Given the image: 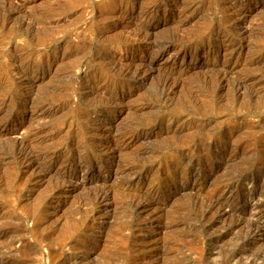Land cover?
<instances>
[{"label":"rangeland","instance_id":"rangeland-1","mask_svg":"<svg viewBox=\"0 0 264 264\" xmlns=\"http://www.w3.org/2000/svg\"><path fill=\"white\" fill-rule=\"evenodd\" d=\"M150 1L151 0H75V2L74 0L8 1V6L14 5L15 7H20L19 9H24L25 6H28L29 8H25L29 11L34 10L42 12L43 14L45 12L43 18L45 17L47 20L45 18L43 20L39 18L37 22H30L29 26L23 25L21 26V28H23L22 31L18 23L22 19L21 13L12 16L8 21L0 19V117L2 116V120L0 119V130L6 133L3 139L0 140V213L3 211L2 214L4 215V217L0 218V264H89V262L90 264H264V232H262L264 231V105L260 103V99H264V75L262 76L257 67H255V69L253 68L254 71L252 68L250 70V66L248 65L249 58L252 54V57H255L258 53L264 52L262 51L264 50V9L258 8L260 2L257 3V1L260 0H248L247 4L237 7L238 10H234L235 12L233 10H231L232 12L229 11L228 8L225 9V5L228 3L226 0V2L224 0H187L189 2L192 1V6L194 4L195 6H193V9L191 6L188 9L189 11L186 10L183 14H178L172 9L174 6L173 0ZM69 3L72 5L70 6ZM124 3L127 5L125 6ZM146 5L147 7H154L155 5L157 7L152 9L149 12L150 14H143L142 12L147 8ZM51 9H55V11H53L54 13ZM56 10L58 11L56 12ZM92 11H100L106 15L108 13L115 14L114 17L116 18L106 17V19H104L105 16L92 15V13H90ZM241 13L245 17V27L250 29L246 37L242 39V43L244 45L247 43V45L249 44L252 48L255 46V52L252 51L253 53H249L251 56L246 54L247 56L245 55L246 57H244V54H238V51H236L231 54V58L232 60H239L243 65H238V68L242 70L245 69L246 72L251 71L250 73L253 74L252 76L255 77V79L262 77L263 83L261 82V84L263 88H257L260 98L259 95L255 97L254 95L250 96V94L247 96L246 94L235 96L230 92L231 90L223 88L211 79L212 72H207L200 67L194 69L196 71L190 69L185 72L181 71V74L177 72L178 69V71H180L181 65H185L188 62H202L209 56L220 57V60H223V53H226L229 57L230 43L227 39H229V36L230 38L234 36L229 20L231 16L233 17V15H235L236 17L237 14L240 15ZM122 14L125 15L123 16ZM101 17L104 18L102 19ZM145 21L149 24V30L151 32L153 31L151 38H156H152V40L162 41L163 44L160 49L161 51H157L155 48L157 52L152 56L149 54L152 45L151 38L149 39L146 37L142 41V38L136 35V27H142L146 24ZM31 23H33V25ZM28 27L31 28L33 33H30ZM214 27H217L216 29L218 32L220 31L217 36L218 41H216L214 37L217 33ZM229 28L232 31H230ZM197 31L198 33L199 31L205 33L206 37L203 38L201 42L195 44L193 48H185L184 50L179 49L177 53L178 62L173 68L174 72L172 75L179 77V86L175 89L174 93L170 95L172 96L171 98L169 96L164 97L160 95L161 90L158 82L160 83L159 80L161 76L169 71V63L164 59H171L170 54H172V51L178 49L176 46L175 48L171 46V41L175 40L174 38L178 39L181 34H183V37H180L182 39H186L188 36L197 38L198 33L195 34ZM124 35L129 38L125 37V39H122L118 44L110 46L106 44L108 37H123ZM103 36L104 38L106 37V39H104ZM234 37L236 38V36ZM126 39H131L133 41H128ZM209 40L212 41L209 42ZM220 41L222 42L220 43ZM41 44L42 46H40ZM115 46L118 47L116 48ZM217 47H219L218 50ZM206 50L207 54L204 52ZM244 51H246V49ZM95 59L97 61H95ZM102 61L104 62L101 63ZM110 62H115L116 65L131 62L130 65L132 67L140 65L142 68H146L145 66L148 64L153 69L151 68L148 70V78L139 85H127L126 80L122 79L120 81L118 76L113 75L109 77V79H111L109 81L113 85L107 84L106 88L105 86L103 87V80H101L103 76L97 74L96 71L101 68H106L107 66L104 65ZM22 65L32 68L37 66L35 69L39 71V74L33 75L31 73L29 74L31 77L29 76L25 81L32 84L34 89H39L41 91L42 88V95L44 94L42 97L47 96V100L51 102V104L41 107V111L37 107L34 108V105L31 104L33 101L32 93L25 92L20 88L19 83L22 82L23 77L19 78L21 75L18 69H20L19 66ZM160 70L162 72H160ZM245 70H243V72H245ZM159 72L161 76H159ZM149 75L151 76L149 77ZM206 75H208V77ZM63 77L67 79V81L62 79ZM86 80L96 84L99 83L98 85H100V87L86 88L85 90L82 83ZM191 82L196 83V86ZM43 88H45V90ZM225 91L227 93H225ZM116 93L123 94L116 100L118 103H128L129 105L144 103L145 107L143 111L142 109L136 108L134 111H128L126 114L120 110L121 106L118 104L115 106V111L111 114V117L107 120L104 114L99 113V110L112 106L113 103L109 102L108 99H113ZM82 95H85V97ZM86 97L88 100H86ZM82 100H85V102H82ZM87 101L88 103H86ZM91 106L98 107V111L93 114L92 117L96 120L105 121L107 124L105 127H102L100 124L94 125V123H91L90 121L94 120L92 117H90V120H86V118L83 117L85 109ZM182 106H185V109ZM190 112L194 113L191 114ZM130 118L132 120H130ZM170 118L172 120H170ZM178 118H183V120ZM197 119L198 121H196ZM241 119L243 121H241ZM127 121L129 124H126ZM240 121L242 122V126L244 124L251 126L250 128V126L244 125L245 128H243L245 133L241 134L242 137L240 136V138H238L241 141V145H243L242 149L250 147L247 150L244 149L245 151L242 150L244 153L240 151L237 154L232 153L230 155L228 154L229 148L226 147L227 143H229V139L227 138L229 130L226 129V127L230 129L238 125ZM137 122L140 125H138ZM146 122L147 124H145ZM171 122H174L173 127L177 125L189 127L186 131L188 132V137L173 138L167 136L166 138L165 131ZM193 124H195V126ZM206 124H209L211 127ZM253 125L257 127L255 128ZM157 126H159V128ZM163 127L166 128L164 129ZM38 128L41 130L38 134L40 137L42 136V141L38 144L39 148L40 150L43 149L42 151H48L47 153L49 154L44 160L47 162L50 155H57L58 160L52 167V173L49 172L47 174L43 172L42 174H31L32 171L29 170L21 175V173H18L19 168H21L20 163H15V161L11 159L14 146L11 145L12 140L9 139H13L14 137L19 138ZM191 128H194L196 131H193ZM118 129L128 130L134 134L146 132L151 135L149 134L150 136L147 137V139H138L135 142H128L127 139L129 138H126L125 142H128L129 146L125 149V153H122L119 160H116L109 154L100 156L97 148L98 141H101L102 138L107 141V139L111 138L113 131ZM255 135L256 137H253ZM161 136L166 139H163ZM178 138L179 140H177ZM87 139H91L89 140L90 142ZM37 140L39 141V139ZM173 140L174 144H172ZM257 141H259L258 144ZM73 148L74 151H72ZM2 152L4 157L1 155ZM234 155L236 156L234 157ZM6 157L11 161H8ZM226 157H228V159H226ZM61 160L63 162H61ZM12 161L14 162L12 163ZM68 162L79 165L85 169V173L88 176L91 174L95 177H100L102 173L99 171H103L109 166L108 171L110 173L102 178H105L106 183L116 188L117 185L120 187L122 183L136 179L137 175L138 177L149 176L148 178L155 184L160 194L163 190H166L165 186L171 178H174L178 182L181 181L186 184H191L197 177L202 175L203 171L209 170L210 166H212V173L209 184L201 187L199 190L190 189L189 191L187 190L188 192H181L172 197L167 196V198H165V201L162 203L166 213L163 220L166 225H170V227L166 228L167 230L165 231L162 230L163 235L160 234L159 239L162 243L158 241L157 244L155 243L153 245L152 243L150 245V243L146 242V238L138 231L139 223L141 224L143 221L137 216L135 206L139 199L141 200L143 198H136L139 196L137 193L135 194V192L131 191V194L129 191L132 196L126 193L127 191L121 192L119 190L116 193H111L112 200L114 199V206L112 204L110 208L111 211H109L110 214L104 216L100 213H95L96 210H98L99 203L94 194L101 192L102 189L96 188V186L94 187L92 183L87 182L84 186H79L64 193L60 197H56L58 196L55 194L56 186L60 182L58 183L56 181L54 170ZM116 165L118 169L115 168ZM114 169H116L117 172ZM119 169L123 170V172H119ZM74 171L79 170L72 167L71 172ZM124 172L130 173L125 174ZM5 175L6 179H4ZM25 175H27L28 180ZM10 176L11 180L9 179ZM211 182L212 184H210ZM222 185L225 189H223ZM208 186L210 187L208 188ZM8 190L12 192H8ZM247 195H250L249 199L252 202L255 201L254 203H258L259 205L258 208L252 209L253 211L251 207L243 205V199H245L244 197ZM258 198L259 202L257 201ZM44 204L46 208L43 207ZM209 204L210 208L208 207ZM206 206L208 209L205 208ZM225 207L229 209V212L225 214H223V212L219 213V209H227ZM213 208H215V210ZM230 212H232V215ZM250 214H252L251 218ZM253 215L256 217L255 219ZM10 217L12 220H10ZM260 217H262V219ZM226 218H228V220ZM15 219H19V221ZM251 219L252 221H250ZM234 222L236 224H234ZM240 223L243 224L244 228L240 226L242 225ZM96 224L100 225L102 229L100 232L101 235L96 232L98 230H93V227L97 226ZM251 224L253 226H251ZM255 224H259L260 227L262 226V228L259 227V232H255L257 229L256 227L259 226ZM209 225L212 226L210 227ZM26 228L28 230H26ZM88 232H92L93 234H89ZM95 239L100 243H98V248L96 250V252H98L91 253L90 246L91 243L95 242ZM160 244L162 245L160 246ZM139 247L145 248V251L143 248L141 251ZM81 249L83 250L82 252ZM89 253L94 257V260H79L77 258L80 255L85 257L87 254L89 255Z\"/></svg>","mask_w":264,"mask_h":264},{"label":"bare ground","instance_id":"bare-ground-1","mask_svg":"<svg viewBox=\"0 0 264 264\" xmlns=\"http://www.w3.org/2000/svg\"><path fill=\"white\" fill-rule=\"evenodd\" d=\"M8 1L9 0H0V19H2V20H4V21H8L9 19H11V17L12 16H14V15H16V14H20L21 16H22V19L18 22L19 23V28H21V26H29L30 24V22H37V21H39V18H41V20H43L44 18H43V15L45 14V12H44V14L42 13V12H37V11H34V10H27L26 8L28 7H24V9H19L20 7H15L14 5L12 6H8L7 4H8ZM124 1V0H123ZM130 1V0H129ZM132 1H135V0H132ZM137 1V0H136ZM174 1V6L172 7V9H173V11L174 12H177L178 14H183L184 13V11H186V10H188L191 6H192V1L191 2H189V1H184V0H173ZM225 1V0H224ZM226 1H228V3H227V5H225V6H223V7H225V9L226 8H228L229 9V11H231V10H238V8L237 7H240V6H243V5H245V4H247L248 3V0H226ZM225 1V2H226ZM74 2H75V0H74ZM127 2V1H126ZM142 2V1H141ZM145 2V1H144ZM150 2H152V0L150 1ZM258 2H260L259 3V5H258V8L259 9H264V0H260V1H257V3ZM91 3V2H90ZM196 3V2H195ZM198 3V2H197ZM125 4V3H124ZM129 4V3H128ZM138 4H139V2H138ZM153 4V3H152ZM151 4V5H152ZM159 4V3H158ZM202 4V3H201ZM226 4V3H225ZM60 5V4H59ZM63 5V4H62ZM69 5H70V3H69ZM72 5V4H71ZM70 5V6H71ZM127 4H125V6H126ZM130 5V4H129ZM141 5H144V4H141ZM17 6V5H16ZM22 6V5H21ZM61 6V5H60ZM59 6V7H60ZM140 6V5H139ZM159 6V5H158ZM193 6H195V4L193 5ZM193 6H192V9H193ZM143 7V6H142ZM142 7H140V8H142ZM146 7H147V5H146ZM157 6L155 5L154 7L153 6H150V7H147V8H145V10L142 12V10H141V12L144 14V13H146V14H148L152 9H155ZM29 8V7H28ZM53 8V7H52ZM93 8V7H92ZM143 8V9H144ZM56 9V8H55ZM55 9H51L52 10V12L53 11H55ZM68 9V8H67ZM72 9V8H71ZM94 9V8H93ZM99 9V8H98ZM97 9V10H98ZM139 9V8H138ZM42 10V9H41ZM40 10V11H41ZM47 10V9H46ZM63 10H64V8H63ZM79 10V9H78ZM104 10V9H103ZM58 10H56V12H57ZM60 11H61V9H60ZM189 11V10H188ZM227 11V10H226ZM48 12H49V9H48ZM74 12V11H73ZM105 12V11H104ZM232 12V11H231ZM235 12V11H234ZM54 13V12H53ZM63 13V12H62ZM84 13V12H83ZM90 13H92V15L94 14V16H105V18L104 17H101L102 19L104 18V19H106V17L107 18H109V17H114L115 16V14H110V13H108L107 15L105 14V13H102V12H100V11H92V12H90ZM237 13V12H236ZM75 14V13H74ZM150 14V13H149ZM50 15V14H49ZM53 15H55V14H53ZM89 15V14H88ZM123 15V14H122ZM125 15V14H124ZM123 15V16H124ZM45 16V15H44ZM84 16V15H83ZM82 16V17H83ZM91 16V15H90ZM47 17V16H46ZM122 17V16H121ZM49 18V17H48ZM94 18H96V17H94ZM99 18V17H98ZM114 18H116V17H114ZM146 18V17H145ZM231 18V19H230ZM229 19V22H230V26H231V29L233 30V35L234 36H236V38L233 36V37H231L230 38V36H229V39H227L228 41H229V43H230V45H229V53H228V55H229V57L227 56V54L226 53H223L222 54V56H224V59L223 60H220V57H211V56H209V57H207L205 60H203L202 62H188V63H186L185 65H181L182 67H180L181 69H180V71H178L177 70V72L178 73H180L181 74V71H183V72H185V71H187V70H190V69H197V68H202V69H204V70H206L207 72H212V78L211 79H213V81L215 82V83H217V84H219V85H221L223 88H225V89H229V90H231L230 92H232L235 96H242L243 94H246V96L248 95V94H250V96L251 95H254L255 97L256 96H258L259 95V90H257V88H263V85L261 84V82H262V77H258V78H256L255 79V77H253L252 75V73H250V72H246V70L245 69H243V70H245V72H243V70L241 69V68H238L239 66L238 65H240V64H242V63H240L239 62V60H232V58H231V54L233 53V52H236V51H238V54H244V57H246L247 55L246 54H249V53H251L252 51H254L255 52V46L252 48L249 44L247 45V43H246V45H244L243 43H242V39H244L245 37H246V34H248V32H249V30L250 29H248L247 27H245V25H244V23H245V17H244V15L241 13L240 15H238L237 14V16L235 17V15H233V17L231 16ZM46 19V18H45ZM50 19V18H49ZM48 19V20H49ZM227 19V18H226ZM47 20V19H46ZM92 20V19H91ZM98 20V19H97ZM146 20V19H145ZM94 21V20H93ZM0 22H1V20H0ZM42 22V21H41ZM77 22V21H76ZM107 22V21H106ZM146 22V24H144L142 27H139L138 26V28L136 27V30H137V36H139L140 38H142V41H143V39L144 38H151V35H153L152 34V32L149 30V24H147V21H145ZM206 22V21H205ZM102 23V22H101ZM226 23V22H225ZM32 25H33V23H31ZM35 24V23H34ZM106 24V23H105ZM126 24V23H125ZM204 24V23H203ZM2 25V24H1ZM5 25V24H4ZM219 25V24H218ZM124 26V25H123ZM204 26V25H203ZM224 27H226V26H224ZM228 27V26H227ZM29 28V27H28ZM33 28H35V27H33ZM32 28V29H33ZM105 28V27H104ZM201 28H202V26H201ZM215 28V27H214ZM213 28V29H214ZM217 28V27H216ZM215 28V30L217 31V29ZM23 28H21V30H22ZM27 29V28H26ZM25 29V30H26ZM197 29H199V28H197ZM203 29V28H202ZM212 29V28H211ZM17 30H19V29H17ZM20 30V31H21ZM28 30H30V33L32 32L31 31V28H29ZM34 30V29H33ZM37 30V29H36ZM122 30V29H121ZM219 30H220V28H219ZM222 30V29H221ZM229 30H230V28H229ZM232 30H230V31H232ZM16 31V30H15ZM23 31V30H22ZM128 31V30H127ZM126 31V32H127ZM228 31V30H227ZM226 31V32H227ZM17 32V31H16ZM25 32V31H24ZM29 32V31H28ZM27 32V33H28ZM35 32V31H34ZM135 32V31H134ZM192 32H193V30H192ZM33 33V32H32ZM41 33V32H40ZM136 33V32H135ZM183 33H186V32H183ZM196 33H198V31L197 32H195V34ZM220 33V31L218 32L217 31V33H216V35L214 36L215 38H216V41H218L217 40V36H218V34ZM227 33H229V32H227ZM226 33V34H227ZM37 34V33H36ZM112 34V33H111ZM120 34V33H119ZM118 34V35H119ZM123 34H124V32H123ZM125 34H127V33H125ZM194 34V35H195ZM230 34V33H229ZM228 34V35H229ZM30 35V34H29ZM39 35V34H38ZM108 35V34H107ZM106 35V36H107ZM130 35V34H129ZM176 35V34H175ZM183 34H181V36L180 37H183L182 36ZM189 35V34H188ZM223 35H225V34H223ZM231 35V34H230ZM109 36V35H108ZM130 36H132V35H130ZM134 36H135V34H134ZM133 36V37H134ZM137 36H136V38H137ZM209 36V35H208ZM211 36V35H210ZM30 37V36H29ZM39 37V36H38ZM125 35L123 36V37H120V36H117V37H115V36H110V37H108L107 38V45H113V44H118V43H120V41H122V39H125ZM173 37V36H172ZM178 38V39H176V38H174L175 40H172L170 43H171V46H173L174 48H175V46H176V48H178V49H176V50H174V51H172V54H170L171 55V59H169V58H166V59H164V60H167V62L169 63V71L168 72H163L162 74V76H161V73L160 72H162L161 70H160V75L159 76H161V79L159 80L160 81V83L158 82V84H159V88H160V95H163L164 97L166 96V97H172V96H170L171 94H173L174 93V91H175V89L179 86V83H178V79H179V77H175V76H173L172 74H173V72H174V66H175V64H177V62H178V51H179V49L181 50V49H185V48H193V46L195 45V44H197V43H199V42H201V40L203 39V38H205L206 37V34L205 33H203V32H200L199 31V33H198V36H197V38H194V37H187L186 39H182V38ZM221 37H223V36H221ZM32 38V37H31ZM103 38H104V36H103ZM126 38H129V37H126ZM135 38V37H134ZM134 38H132V39H134ZM140 38H139V40H140ZM153 38V37H152ZM152 38H151V40H152ZM171 38V37H170ZM169 38V39H170ZM212 38V37H211ZM258 38V37H257ZM37 39V38H36ZM104 39H106V37L104 38ZM153 39H156V38H153ZM173 39V38H172ZM207 39V38H206ZM206 39H204V40H206ZM126 40H128V39H126ZM131 40V39H130ZM130 40H128V41H130ZM263 40V39H262ZM34 41V40H33ZM32 41V42H33ZM103 41H105V40H103ZM123 41H125V40H123ZM131 41H133V40H131ZM148 41V40H147ZM208 41V40H207ZM210 41H212V40H209V42ZM215 41V40H214ZM55 42V41H54ZM125 42H127V41H125ZM206 42V41H205ZM222 41H220V43H221ZM238 42V43H237ZM248 42V41H247ZM52 43V42H51ZM124 43V42H123ZM130 43V42H129ZM128 43V44H129ZM182 45H181V44ZM212 43V42H211ZM38 44V43H37ZM165 44V43H164ZM178 44V45H177ZM180 44V45H179ZM40 46H42V44L40 45ZM49 46V45H48ZM51 46V45H50ZM132 46V45H131ZM135 46V45H134ZM137 46V45H136ZM163 46V44H162V41L160 42V41H153L152 40V45H151V50L149 51V54H150V56H152V55H154L155 54V52H157V51H161L160 49H161V47ZM177 46H180V47H177ZM224 46V45H223ZM257 46V45H256ZM55 47V46H54ZM108 47V46H107ZM112 47H114V46H112ZM116 47V46H115ZM118 47V46H117ZM116 47V48H117ZM120 47V46H119ZM261 47V46H260ZM129 48V47H128ZM132 48V47H131ZM155 48H156V50H155ZM218 48L219 47H217V50H218ZM259 48V47H258ZM45 49V48H44ZM55 49V48H54ZM111 49V48H110ZM123 49V48H122ZM126 49V48H125ZM171 49V48H170ZM208 49V48H207ZM246 49V51H244ZM264 49V48H263ZM100 50V49H99ZM173 50V49H172ZM258 50V49H257ZM101 51V50H100ZM111 51V50H110ZM190 51V50H189ZM194 51V50H193ZM262 51H264V50H262ZM34 52V51H33ZM103 52V51H102ZM105 52V51H104ZM171 52V51H170ZM205 53L207 52V50L206 51H204ZM203 53V52H202ZM253 53V52H252ZM25 54V53H24ZM207 54V53H206ZM224 54H226V55H224ZM38 55V54H37ZM80 55V54H79ZM169 55V54H168ZM246 55V56H245ZM250 55V54H249ZM256 55V54H255ZM22 56H23V54H22ZM26 56H27V54H26ZM25 56V57H26ZM29 56H31V55H29ZM251 56V55H250ZM252 56H253V54H252ZM250 57L249 58V62H248V65L250 66L249 68H250V70H251V68L253 69H255V67H257L258 68V70L260 71V73L262 74V76L264 75V52L263 53H258L255 57ZM18 57V56H17ZM32 57V56H31ZM75 57V56H74ZM77 57V56H76ZM108 58V57H107ZM183 58V57H182ZM248 58V57H247ZM21 59H22V57H21ZM25 59V58H24ZM77 59H79V58H77ZM101 59V58H100ZM180 59V58H179ZM17 60V59H16ZM33 60H34V58H33ZM99 60V59H98ZM102 60V59H101ZM108 60V59H107ZM181 60H183V59H181ZM95 61H97L96 59H95ZM14 62V61H13ZM21 62V61H20ZM19 62V63H20ZM27 62V61H26ZM90 62V61H89ZM104 61H102L101 63H103ZM108 62H109V60H108ZM150 62V61H149ZM166 62V63H167ZM93 63V62H92ZM20 64H22V63H20ZM28 64V63H27ZM32 64V63H31ZM35 64V63H34ZM33 64V65H34ZM96 64V63H95ZM131 62H127V63H122L121 65L119 64V65H116L115 64V62H110V63H108L107 65H104V66H107L106 68H101L100 70H98V71H96V73L97 74H99L100 76H103V77H101V80H103V87L105 86H107V84H111L110 83V81L109 80H111V79H109V77H112L113 75L114 76H118L120 79V81L123 79V80H126V84L127 85H130L131 86V84H133V86L134 85H139V84H141L143 81H146V79L148 78V74H147V72H148V70H150L152 67L151 66H149L148 64L145 66L146 68H142L140 65H138V66H135V67H132L131 65ZM245 64V63H244ZM100 65V64H99ZM243 65V64H242ZM88 66V65H87ZM100 66H103V65H100ZM20 67V69H18V72L20 73V75H21V77H19V78H22L23 77V80H22V82H18L19 84H20V88L21 89H23L25 92H31L32 93V98H33V101L31 102V104H33L34 106V108L35 107H37V108H41V107H43V106H46V105H48V104H51V102L50 101H48L47 100V98L46 97H42V96H44V94L42 95V92H43V90H42V88H41V91L39 90V89H34V87H33V85L32 84H29V83H27V81H25V79L26 78H29V74H33V75H38L39 74V71L37 70V69H35L36 67H34V68H32V67H29V66H25V65H22V66H19ZM89 67V66H88ZM241 67H243V66H241ZM246 68V67H245ZM153 69V68H152ZM247 69V68H246ZM254 69H253V71H254ZM165 70V69H164ZM70 71V70H69ZM90 71H92V70H90ZM192 71V70H191ZM194 71H196V70H194ZM247 71H249V70H247ZM3 72H4V70H3ZM17 72V73H18ZM75 72V71H74ZM201 72H204V71H201ZM62 73V72H61ZM72 73V72H71ZM80 73V72H79ZM83 73H84V71H83ZM259 73V74H260ZM77 74V73H76ZM86 74V73H85ZM88 74V73H87ZM91 74V73H90ZM150 74V73H149ZM210 74V73H209ZM80 75V74H79ZM96 75V74H95ZM8 76V75H7ZM98 76V75H97ZM151 75H149V77H150ZM207 77H208V75H206ZM205 76V77H206ZM4 77V76H3ZM3 77H2V79H3ZM6 77V76H5ZM31 77V76H30ZM67 77V76H66ZM76 77V76H75ZM89 77V76H88ZM92 77H93V75H92ZM55 78V77H54ZM86 78V77H85ZM264 78V77H263ZM1 79V78H0ZM8 79V78H7ZM15 79V78H14ZM62 79H65L64 77L62 78ZM70 79V78H69ZM99 79V78H98ZM205 79V78H204ZM210 79V78H209ZM210 79V80H211ZM5 80H6V78H5ZM10 80V79H9ZM66 81H67V79H65ZM74 80V79H73ZM76 80V79H75ZM85 80V79H84ZM117 80H118V78H117ZM116 80V81H117ZM197 81V80H196ZM202 81V80H201ZM206 81V80H205ZM209 81V80H208ZM2 82V81H1ZM13 82V81H12ZM17 82V81H16ZM15 82V83H16ZM64 82V81H63ZM95 82V81H94ZM102 82V81H101ZM194 82H195V80H194ZM113 83H114V81H113ZM116 83V82H115ZM120 83V82H119ZM125 83V82H124ZM191 83H193V82H191ZM202 83V82H201ZM210 83V82H209ZM263 83V82H262ZM12 84V83H11ZM63 84V83H62ZM73 84V83H72ZM76 84V83H75ZM83 87L85 88V90H86V88H93V87H97V88H99L100 87V85H98V84H96V83H93V82H90L89 80H86V81H84L83 83ZM194 85L196 84V83H193ZM205 84V83H204ZM204 84H203V86H204ZM208 84V83H207ZM6 85V84H5ZM10 85V84H9ZM14 85V84H13ZM68 85V84H67ZM111 85H113V84H111ZM123 85H125V84H123ZM126 85V86H127ZM199 85H200V83H199ZM257 85H258V87H257ZM1 86V85H0ZM66 86V85H65ZM196 86V85H195ZM206 86V85H205ZM212 86H213V84H212ZM58 87V86H57ZM214 87V86H213ZM2 88V87H1ZM7 88V87H6ZM63 88V87H62ZM68 88V87H67ZM83 88V89H84ZM107 88V87H106ZM128 88V87H127ZM195 88V87H194ZM209 88V87H208ZM9 89V88H8ZM44 90H45V88H43ZM47 89V88H46ZM69 89V88H68ZM80 89V88H79ZM115 89V88H114ZM214 89V88H213ZM18 90V89H17ZM93 90V89H92ZM212 90V89H211ZM218 90V89H217ZM5 91V90H4ZM57 91V90H56ZM68 91V90H67ZM83 91V90H82ZM191 91V90H190ZM204 91H206V90H204ZM224 91V90H223ZM1 92V91H0ZM59 92V91H58ZM61 92V91H60ZM120 92V91H119ZM203 92V91H202ZM216 92V91H215ZM218 92V91H217ZM221 92V91H220ZM22 93V92H21ZM50 93V92H49ZM54 93V92H53ZM63 93V92H62ZM223 93V92H222ZM221 93V94H222ZM225 93H227L226 91H225ZM229 93V92H228ZM46 94H48V93H46ZM55 94V93H54ZM57 94V93H56ZM61 94V93H60ZM60 94H59V96H60ZM75 94V93H74ZM111 94V93H110ZM159 94V93H158ZM157 94V95H158ZM220 94V93H219ZM77 95V94H76ZM109 95V94H108ZM123 94H121V93H116L115 95H114V97H113V99H108V98H106V99H108L109 100V102H111V103H113L112 104V106H109V107H105L103 110H99V113H101V114H104L105 115V117H106V119L108 120V118H110L111 117V114L115 111V106L116 105H120L121 107H120V110L123 112V113H128V111H134L136 108L137 109H142V111H143V108L145 107V104L144 103H139L138 105H136V104H126V103H118L116 100H118V97L119 96H122ZM215 95H217V94H215ZM214 95V96H215ZM232 95V94H231ZM49 96H50V98H51V95L49 94ZM82 96H84L85 97V95H82ZM86 96H88V95H86ZM233 96V95H232ZM61 97L63 98V96L61 95ZM68 97V96H67ZM74 97V96H73ZM89 97V96H88ZM91 97V96H90ZM108 97V96H107ZM110 97H111V95H110ZM109 97V98H110ZM159 97V96H158ZM217 97V96H216ZM30 98H31V96H30ZM105 98V97H104ZM229 98V97H228ZM235 98V97H234ZM242 98V97H241ZM240 98V99H241ZM254 98V97H253ZM258 98V97H257ZM259 98H260V95H259ZM262 98V97H261ZM78 99V98H77ZM85 99V98H84ZM91 99V98H90ZM159 99V98H158ZM168 99V98H167ZM190 99V98H189ZM192 99V98H191ZM226 99V98H225ZM31 100V99H30ZM50 100V99H49ZM86 100H88V98L86 97ZM170 100V99H169ZM173 100V99H172ZM242 100V99H241ZM51 101H52V99H51ZM75 101V100H74ZM91 101V100H90ZM89 101V102H90ZM98 101V100H97ZM100 101V100H99ZM105 101V100H104ZM103 101V102H104ZM160 101V100H159ZM171 101V100H170ZM193 101V100H192ZM222 101V100H221ZM227 101V100H226ZM250 101V100H249ZM260 103L262 104V105H264V99H260ZM82 102H85V100L83 101L82 100ZM103 102H102V104H103ZM167 102V101H166ZM176 102V101H175ZM178 102V101H177ZM255 102H256V100H255ZM3 103V102H2ZM65 103V102H64ZM74 103V102H73ZM77 103V102H76ZM80 103V102H79ZM86 103H88V101L86 102ZM138 103V102H137ZM162 103H163V101H162ZM174 103V102H173ZM189 103V102H188ZM23 104V103H22ZM91 104V103H90ZM93 104V103H92ZM101 104V103H100ZM109 104V103H108ZM181 104V103H180ZM192 104V103H191ZM259 104V103H258ZM36 105V106H35ZM81 105V104H80ZM84 105V104H83ZM149 105V104H148ZM175 105V104H174ZM182 105H183V103H182ZM30 106V105H29ZM181 106V105H180ZM179 106V107H180ZM189 106V105H188ZM193 106H194V104H193ZM204 106V105H203ZM208 106V105H207ZM230 106V105H229ZM240 106V105H239ZM24 107V106H23ZM61 107V106H60ZM73 107V106H72ZM183 107V106H182ZM187 107V106H186ZM205 107V106H204ZM252 107V106H251ZM260 107V106H259ZM262 107V106H261ZM56 108V107H55ZM80 108V107H79ZM184 109H185V106L183 107ZM196 108V107H195ZM250 108V107H249ZM78 109V108H77ZM175 109H177V108H175ZM187 109V108H186ZM11 110V109H10ZM83 110H84V107H83ZM191 110V109H190ZM40 111H41V109H40ZM74 111H75V109H74ZM98 111V107H96V106H91L90 108H86L85 109V111H84V113H83V117L84 118H86V120H90V117H92V115L93 114H95L96 112ZM127 111V112H126ZM182 111V110H181ZM192 111V110H191ZM206 111V110H205ZM209 111H210V109H209ZM255 111V110H254ZM10 112V111H9ZM202 112V111H201ZM4 113V112H3ZM48 113V112H47ZM191 113V112H190ZM190 113H188V114H190ZM192 113H194V112H192ZM191 113V114H192ZM254 113V112H253ZM48 114H50V113H48ZM187 114V113H186ZM203 114V113H202ZM244 114V113H243ZM249 114V113H248ZM261 114V113H260ZM6 115H8V114H6ZM78 115V114H77ZM82 115V114H81ZM100 115V114H99ZM241 115V114H240ZM12 116V115H11ZM16 116V115H15ZM79 116V115H78ZM101 116V115H100ZM138 116V115H137ZM168 116V115H167ZM166 116V117H167ZM181 116V115H180ZM187 116V115H186ZM189 116V115H188ZM199 116V115H198ZM233 116V115H232ZM243 116V115H242ZM245 116V115H244ZM257 116V115H256ZM256 116H255V118H256ZM259 116V115H258ZM2 117V116H1ZM0 117V119L2 120V118ZM4 117V116H3ZM139 117V116H138ZM237 117H239V116H237ZM236 117V118H237ZM251 117V116H250ZM73 118V117H72ZM81 118V117H80ZM93 118V117H92ZM125 118V117H124ZM165 118V117H164ZM176 118V117H175ZM184 118V117H183ZM183 118H178V119H182L183 120ZM194 118V117H193ZM192 118V119H193ZM200 118V117H199ZM259 118V117H258ZM6 119H7V117H6ZM94 119V118H93ZM143 119H145V118H143ZM166 119V118H165ZM187 119V118H186ZM196 119V118H195ZM194 119V120H195ZM203 119V118H202ZM210 119V118H209ZM238 119V118H237ZM76 120V119H75ZM120 120H121V118H120ZM129 120V119H128ZM130 120H132L131 118H130ZM134 120H136V119H134ZM170 120H172L171 118H170ZM188 120V119H187ZM200 120V119H199ZM206 120V119H205ZM232 120V119H231ZM234 120H235V117H234ZM61 121V120H60ZM77 121V120H76ZM126 121V120H125ZM144 121V120H143ZM143 121H142V124H143ZM147 121V120H146ZM150 121V120H149ZM166 121V120H165ZM196 121H198V119L196 120ZM241 121H243L242 119H241ZM239 122V124L238 125H236V126H233V127H231L230 129L229 128H227L226 126H228V125H226L225 127H226V129H228L229 131H228V135H227V138L229 139L228 141H229V143H227V145H226V147L227 148H229V153L228 154H237L238 152H242V150L243 151H245V150H247V149H249V147L248 148H244V149H242V146L243 145H241V141L238 139V138H240V136H241V134H244L245 132H244V125L242 126V122ZM91 123H94V125L95 124H100V125H102V127L104 126H106L107 124L105 123V121H101V120H96V119H94V120H91L90 121ZM121 122V121H120ZM123 122H124V120H123ZM135 122V121H134ZM170 122V121H169ZM193 122V121H192ZM205 122V121H204ZM208 122V121H207ZM236 122V121H235ZM238 122V121H237ZM262 122H263V120H262ZM128 123V121L126 122V124ZM149 123V122H148ZM161 123V122H160ZM203 123V122H202ZM211 123V122H210ZM59 124V123H58ZM90 124V123H89ZM110 124V123H109ZM129 124V123H128ZM132 124V123H131ZM130 124V125H131ZM137 124L138 125H140L138 122H137ZM136 124V125H137ZM145 124H147V122L145 123ZM159 124V123H158ZM173 124H174V122H171L168 126H167V128H166V131H165V136H166V138H167V136H170V137H188L187 135V133L188 132H186L188 129H189V127H182L181 125H177V126H175V127H173ZM190 124V123H189ZM232 124V123H231ZM241 124V125H240ZM77 125V124H76ZM75 125V126H76ZM85 125V124H84ZM83 125V126H84ZM87 125V124H86ZM136 125H134V126H136ZM167 125V124H166ZM194 126H195V124H193ZM206 125H209V124H206ZM230 125V124H229ZM247 125V124H246ZM245 125V126H246ZM74 126V125H73ZM81 126H82V124H81ZM181 126V127H180ZM210 126V125H209ZM247 126H250V125H247ZM254 127H255V125H253ZM88 127V126H87ZM117 127V126H116ZM132 127H133V125H132ZM158 128H159V126H157ZM202 127V126H201ZM208 127V126H207ZM211 127V126H210ZM229 127V126H228ZM244 127V128H243ZM257 127V126H256ZM255 127V128H256ZM37 128V127H36ZM43 128V127H42ZM93 128V127H92ZM129 128V127H128ZM164 128V127H163ZM164 128V129H165ZM195 128V127H194ZM194 128L192 129L193 131H196V130H194ZM223 128V127H222ZM250 128H251V126H250ZM249 128V129H250ZM32 129H34V128H32ZM75 129V128H74ZM83 129V128H82ZM116 129V128H115ZM133 129V128H132ZM197 129V128H196ZM150 130V129H149ZM199 130V129H198ZM221 130V129H220ZM253 130H255V129H253ZM70 131V130H69ZM73 131H75V130H73ZM86 131V130H85ZM147 131V130H146ZM191 131V130H190ZM189 131V132H190ZM204 131V130H203ZM222 131V130H221ZM29 132H31V131H29ZM39 132H41V130H40V128H38L37 130H35V131H33V132H31V133H28V134H26V135H24V136H21V137H19V138H13V139H9V140H12V143H11V145H13L14 146V152L12 153L13 154V156H12V158L11 159H13L14 161H15V163L17 162V163H20V165H21V168H19V172L18 173H21V175L23 174V173H25V172H27V171H29V170H31L32 172H31V174H42L43 172L44 173H49V172H51V170H53L52 169V167H53V165L57 162V160H58V156L57 155H50V157H49V160L46 162L44 159H46L48 156H49V154L46 152V151H42V150H40V148H39V143L42 141V136L40 137L39 136ZM43 132V131H42ZM108 132V131H107ZM139 132V131H138ZM155 132V131H154ZM205 132V131H204ZM208 132V131H207ZM46 133V132H45ZM75 133V132H74ZM88 133V132H87ZM171 133V134H170ZM190 133H193V132H190ZM198 133V132H197ZM202 133V132H201ZM200 133V134H201ZM209 133H210V131H209ZM208 133V134H209ZM5 134L6 133H4V131L3 130H0V140L1 139H3V137L5 136ZM38 134V135H37ZM41 134H43V133H41ZM89 134V133H88ZM150 133H146V132H141V133H133V132H131V131H128V130H124V129H118V130H114L113 131V133H112V135H111V138H109V139H107V141H105V140H103V138L101 139V141L99 140L98 141V143H97V148H98V151H99V153H100V156H104V155H107V154H109V155H111L113 158H115L116 160L118 159L119 160V158L121 157V155H122V153H125V149L129 146L128 145V142L129 141H131V142H135V141H137L138 139H143V138H146L147 139V137H149L150 135H149ZM159 134V133H158ZM162 134V133H161ZM218 134V133H217ZM224 134V133H223ZM16 135V134H15ZM45 135V134H44ZM90 135V134H89ZM191 135V134H190ZM199 135V134H198ZM249 135V134H248ZM96 136H97V134H96ZM107 136V135H106ZM160 136V135H159ZM202 136V135H201ZM206 136V135H205ZM8 137V136H7ZM38 137H40V138H38ZM154 137H156V136H154ZM163 139H166L165 137H163V136H161ZM226 137V136H225ZM242 137V136H241ZM253 137H256V135L255 136H253ZM6 138V137H5ZM84 138V137H83ZM108 138V137H107ZM126 138H129V139H127L128 140V142H125V140H126ZM151 138V137H150ZM172 138V139H173ZM179 138L177 139V140H179ZM246 138V137H245ZM245 138H244V140H245ZM249 138H251V137H249ZM258 138V137H257ZM37 139H39V141L37 140ZM78 139V138H77ZM92 139V138H91ZM91 139H89V140H91ZM263 139V138H262ZM9 140H7V141H9ZM79 140V139H78ZM88 140V139H87ZM88 140V141H89ZM162 140V139H161ZM175 140V139H174ZM174 140L172 141V144H174L173 142H174ZM181 140V139H180ZM188 140H189V138H188ZM196 140V139H195ZM264 140V139H263ZM2 141H4V140H2ZM76 141V140H75ZM81 141H82V139H81ZM261 141V140H260ZM1 142V141H0ZM73 142V141H72ZM76 142H78V141H76ZM83 142V141H82ZM90 142V141H89ZM88 142V143H89ZM92 142V141H91ZM164 142V141H163ZM258 142L259 141H257V144H258ZM43 143V142H42ZM84 143V142H83ZM176 143V142H175ZM208 143V142H207ZM261 143H263V142H261ZM9 144H10V142H9ZM74 144V143H73ZM80 144H81V142H80ZM79 144V145H80ZM248 144V143H247ZM253 144V143H252ZM90 145V144H89ZM176 145V144H175ZM194 145V144H193ZM202 145V144H201ZM197 146V145H196ZM259 146V145H258ZM69 147V146H68ZM77 147V146H76ZM93 147V146H92ZM95 147V146H94ZM188 147V146H187ZM193 147V146H192ZM208 147V146H207ZM245 147V146H244ZM253 147V146H252ZM12 148V147H11ZM96 148V147H95ZM181 148V147H180ZM13 149V148H12ZM11 149V150H12ZM79 149V148H78ZM84 149V148H83ZM170 149V148H169ZM80 150V149H79ZM86 150V149H85ZM92 150V149H91ZM188 150H190V149H188ZM191 150H192V148H191ZM190 150V151H191ZM195 150V149H194ZM264 150V149H263ZM5 151V150H4ZM72 151H74V148H73V150ZM83 151V150H82ZM250 151V150H249ZM183 152H186V151H183ZM228 152V151H227ZM90 153V152H89ZM146 153V152H145ZM148 153V152H147ZM174 153V152H173ZM189 153V152H188ZM242 153H244V152H242ZM10 154V153H9ZM96 154V153H95ZM181 154V153H180ZM190 154V153H189ZM2 156H3V152H2V154H1ZM7 155V154H6ZM11 155V154H10ZM61 155H63V154H61ZM87 155V154H86ZM129 155V154H128ZM135 155V154H134ZM139 155V154H138ZM239 155V154H238ZM68 156V155H67ZM82 156V155H81ZM228 156V155H227ZM236 155H234V157H235ZM4 157V156H3ZM46 157V158H45ZM64 157H65V155H64ZM170 157V156H169ZM203 157H204V155H203ZM229 157V156H228ZM228 157H226V159H228ZM234 157H233V159H234ZM8 157H6V159H7ZM10 158V157H9ZM140 158V157H139ZM231 158V157H230ZM69 159V158H68ZM73 159V158H72ZM210 159V158H209ZM8 160V159H7ZM6 160V161H7ZM70 160V159H69ZM68 160V161H69ZM5 161V162H6ZM8 161H11L10 159L8 160ZM14 161H12V163L14 162ZM71 161V160H70ZM83 161V160H82ZM190 161V160H189ZM205 161V160H204ZM61 162H63L62 160H61ZM78 162V161H77ZM99 162H101V161H99ZM2 163H4V162H2ZM10 163V162H9ZM66 163V162H65ZM178 163V162H177ZM209 163V162H208ZM99 164V163H98ZM117 164V163H116ZM206 164V163H205ZM121 165V164H120ZM165 165V164H164ZM19 166V165H18ZM87 166V165H86ZM98 166V165H97ZM185 166V165H184ZM197 166V165H196ZM74 168V169H78L79 171H74V172H71V168ZM79 165H77V164H72V163H67V164H63V165H61V166H59L57 169H55L54 170V172H55V176H56V181L59 183V184H57V186H56V191H55V194H57L58 196H56V197H60V196H62L64 193H66V192H69V191H71V190H73V189H75V188H77V187H79V186H84L85 184H87V182L88 183H92L93 184V186L95 187L96 186V188L98 187L99 189H102L101 190V192H98V193H96V194H94V195H96L95 196V198H96V200H97V202L99 203V206H98V210H96V212L95 213H100L101 215H108V214H110L109 213V211H111V206H112V204H113V206H114V203H113V200H112V195H111V193H116V192H118L119 190L121 191V192H124V191H127L126 193H128V194H130L131 193V191L132 192H135V194L137 193V195H139V196H137L136 198H138L139 199V197L141 198H143V199H139V201L137 202V204H136V210H137V216L139 217V218H141V220L143 221L141 224L139 223V229H138V231H139V233H141L145 238H146V242H148V243H150V245L153 243V245L156 243L157 244V242L159 241V239H160V234H162V230L163 231H165V230H167L166 228H168V227H170V225H166V223H165V221L163 220L164 218V215L166 214L165 213V208H164V206L162 205V203L165 201V198H167V196H170V197H172L173 195H176V194H179V193H183V192H185V191H189L190 189L191 190H199L201 187H203V186H205V185H207V184H209V182L211 181L210 179H211V173H212V166H210L209 168V170L207 169V170H205V171H201L202 172V175L201 176H199V177H197L196 178V180L194 181V182H192L191 184H186V183H183V182H178L177 180H175L174 178L172 179L171 178V180L168 182V184L165 186V189L166 190H163L162 192H161V194H160V191L158 190V188L155 186V184L153 183V182H151V180H150V178H148L147 176H144V177H138V175H137V178L136 179H133V180H131V181H128V182H125V183H122L121 184V186L119 187V185H117V188L116 187H113L111 184L109 185L108 183H106V179L105 178H102V177H105V175L106 174H108V173H110L108 170H109V166H107L106 167V169L105 170H103V171H99V172H101L102 174L100 175V177H95L94 175H91V174H89V176L85 173V169H83L82 167H80ZM101 167V166H100ZM104 167V166H103ZM124 167V166H123ZM186 167V166H185ZM85 168V167H84ZM94 168V167H93ZM116 169H118L117 168V165H116V167H115ZM116 169H114L116 172H117V170ZM185 169V168H184ZM113 170V171H114ZM8 171V170H7ZM93 171V170H92ZM97 171V170H96ZM128 171V170H127ZM129 171H130V169H129ZM167 171V170H166ZM199 171V170H198ZM5 172V171H4ZM119 172H123V170H120L119 169ZM151 172V171H150ZM200 172V171H199ZM10 173V172H9ZM52 173V172H51ZM95 173V172H94ZM125 173V172H124ZM127 173V172H126ZM125 173V174H126ZM128 173H130V172H128ZM127 173V174H128ZM182 173V172H181ZM186 173V172H185ZM192 173V172H191ZM14 174V173H13ZM13 174H11V175H13ZM28 174H29V172H28ZM161 174V173H160ZM199 174V173H198ZM201 174V173H200ZM3 175V174H2ZM16 175V174H15ZM124 175V174H123ZM143 175V174H142ZM146 175V174H145ZM151 175H152V173H151ZM1 176V175H0ZM129 176V175H128ZM196 176V175H195ZM20 177V176H19ZM25 177H26V179H27V175H25ZM24 177V178H25ZM40 177V176H39ZM1 178V177H0ZM8 178V177H7ZM15 178H16V176H15ZM29 178V177H28ZM36 178H37V175H36ZM52 178V177H51ZM183 178V177H182ZM4 179H6V175H5V178ZM10 180H11V176H10V178H9ZM21 179V178H20ZM249 179V178H248ZM12 180H13V178H12ZM15 180V179H14ZM21 180H23V179H21ZM28 180V179H27ZM180 180H181V178H180ZM198 180H200V181H198ZM1 181H2V179H1ZM4 181V180H3ZM6 181H8V180H6ZM16 182V181H15ZM22 182V181H21ZM253 182V181H252ZM8 183H10V182H8ZM13 184H14V182H13ZM210 184H212V182L210 183ZM16 185H18V184H16ZM56 185V184H55ZM91 185V184H90ZM226 185V184H225ZM228 185H229V183H228ZM228 185H227V187H228ZM232 185V184H231ZM7 186V185H6ZM9 186V185H8ZM250 186V185H249ZM260 186V185H259ZM13 187V186H12ZM11 187V188H12ZM86 187V186H85ZM159 187V186H158ZM210 186H208V188H209ZM222 187H223V185H222ZM230 187V186H229ZM232 187V186H231ZM244 187H246V186H244ZM257 187V186H256ZM4 188V187H3ZM2 188V189H3ZM55 188V187H54ZM162 188V187H161ZM248 188V187H247ZM246 188V189H247ZM8 189H9V187H8ZM94 189V188H93ZM123 191H122V190ZM223 189H225L224 187H223ZM246 189H245V191H246ZM11 190V189H10ZM10 190H8V192L10 191ZM97 190V189H96ZM215 190V189H214ZM250 190H251V188H250ZM257 190V189H256ZM100 191V190H99ZM129 191H130V193H129ZM187 191V192H188ZM211 191H212V189H211ZM223 191V190H222ZM227 191H228V189H227ZM230 191V190H229ZM248 191H249V189H248ZM254 191V190H253ZM10 192H12V191H10ZM213 192V191H212ZM230 192H232V191H230ZM238 192V191H237ZM241 192V191H240ZM250 192V191H249ZM248 192V193H249ZM251 192H252V190H251ZM250 192V193H251ZM195 193V192H194ZM211 193V192H210ZM242 193V192H241ZM254 193V192H253ZM263 193V192H262ZM12 194V193H11ZM132 194V193H131ZM130 194V195H131ZM134 194V193H133ZM189 194V193H188ZM192 194V193H191ZM233 194V193H232ZM256 194V193H255ZM114 195V194H113ZM116 195V194H115ZM230 195V194H229ZM235 195V194H234ZM20 196V195H19ZM132 196V195H131ZM130 196V197H131ZM217 196V195H216ZM222 196V195H221ZM231 196H233V195H231ZM230 196V197H231ZM236 196V195H235ZM250 196V195H249ZM249 196L247 195V196H245L244 198L245 199H243L244 200V203H243V205H247L248 207H251V210L252 209H256V208H258V203L257 204H255L254 202L255 201H251L250 199H249ZM251 196H252V194H251ZM259 196V195H258ZM13 197V196H12ZM227 197V196H226ZM239 197V196H238ZM237 197V198H238ZM52 198V197H51ZM93 198V197H92ZM210 198V197H209ZM259 198H261V197H259ZM259 198H258V202H259ZM135 199V198H134ZM223 199V198H222ZM227 199V198H226ZM233 199V198H232ZM252 199V198H251ZM135 200H137V199H135ZM173 200V199H172ZM212 200V199H211ZM230 200V199H229ZM236 200V199H235ZM234 200V201H235ZM253 200V199H252ZM131 201V200H130ZM134 201V200H133ZM217 201V200H216ZM256 201V202H257ZM32 202V201H31ZM132 202V201H131ZM135 202V201H134ZM221 202V201H220ZM227 202V201H226ZM229 202V201H228ZM133 203V202H132ZM210 203H212V202H210ZM213 203H214V200H213ZM262 203H263V201H262ZM96 204V203H95ZM217 204V203H216ZM221 204V203H220ZM230 204V203H229ZM88 205V204H87ZM119 205V204H118ZM134 205V204H133ZM213 205H215V204H213ZM212 205V206H213ZM218 205V204H217ZM222 205H223V203H222ZM3 206V205H2ZM210 206V204L208 205V207ZM219 206V205H218ZM221 206V205H220ZM237 206V205H236ZM9 207V206H8ZM43 207H45V204H44V206ZM96 207V206H95ZM208 207L206 206L205 208L206 209H208ZM215 207V206H214ZM217 207V206H216ZM224 207V206H223ZM231 207V206H230ZM229 207V208H230ZM1 208V207H0ZM46 208V207H45ZM210 208V207H209ZM225 208H227V207H225ZM238 208V207H237ZM42 209V208H41ZM96 209V208H95ZM214 210H215V208H213ZM213 209H211V210H213ZM217 209V208H216ZM234 209V208H233ZM232 209V210H233ZM250 209V208H249ZM261 209V208H260ZM44 210V209H43ZM89 210V209H88ZM213 210V211H214ZM218 210V209H217ZM216 210V211H217ZM263 210V209H262ZM10 211V210H9ZM31 211V210H30ZM113 211V210H112ZM253 211V210H252ZM251 211V212H252ZM256 211V210H255ZM3 212V211H2ZM2 212L0 213V218H2V217H4V215L2 214ZM24 212H26V211H24ZM28 212V211H27ZM32 212V211H31ZM43 212V211H42ZM91 212V211H90ZM208 212V211H207ZM209 212H211V211H209ZM220 212H223V214H225V213H228L229 212V209L227 208V209H219V213ZM233 212V211H232ZM232 212H230L231 213V215H232ZM239 212V211H238ZM249 212V211H248ZM264 212V211H263ZM94 213V214H95ZM112 213V212H111ZM237 213V212H236ZM250 213V212H249ZM260 213V212H259ZM258 213V214H259ZM21 214V213H20ZM27 214V213H26ZM31 214V213H30ZM36 214V213H35ZM90 214V213H89ZM93 214V215H94ZM99 214V215H100ZM206 214V213H205ZM212 214V213H211ZM210 214V215H211ZM253 214H255V213H253ZM257 214V215H258ZM8 215V214H7ZM33 215V214H32ZM97 215V214H96ZM240 215V214H239ZM251 215L252 214H250V218H251ZM214 216V215H213ZM213 216H212V218H213ZM226 216V215H225ZM230 216V215H229ZM236 216H237V214H236ZM256 216V215H255ZM15 217H17V216H15ZM14 217V218H15ZM26 217V216H25ZM219 217V216H218ZM221 217V216H220ZM223 217V216H222ZM232 217V216H231ZM231 217H228V218H231ZM240 217V216H239ZM258 217H259V215H258ZM13 218V217H12ZM17 218H19V217H17ZM33 218V217H32ZM205 218V217H204ZM208 218V217H207ZM228 218H226L227 220H228ZM241 218V217H240ZM240 218H239V220H240ZM244 218V217H243ZM249 218V217H248ZM247 218V219H248ZM249 218V219H250ZM253 218L255 219L256 217H254V215H253ZM252 218V219H253ZM261 219H262V217H260ZM260 218H258V219H260ZM7 219H9V218H7ZM6 219V220H7ZM252 219L250 220V221H252ZM10 220H12L11 219V217H10ZM15 220H18L19 221V219H15ZM15 220H14V222H15ZM213 220V219H212ZM211 220V221H212ZM216 220V219H215ZM222 220H225V219H222ZM238 220V219H237ZM244 220H246V219H244ZM31 221V220H30ZM167 221V220H166ZM241 221V220H240ZM247 221V220H246ZM245 221V222H246ZM262 221V220H261ZM264 221V220H263ZM17 222V221H16ZM28 222H29V220H28ZM27 222V223H28ZM138 222V221H137ZM208 222V221H207ZM222 222V221H221ZM224 222V221H223ZM244 222V223H245ZM255 222H256V220H255ZM19 223V222H18ZM22 223V222H21ZM202 223V222H201ZM205 223V222H204ZM213 223V222H212ZM248 223H249V220H248ZM2 224V223H1ZM23 224V223H22ZM223 224V223H222ZM234 224H236L235 222H234ZM240 224H242V223H240ZM252 224H253V222H252ZM251 224V226H253ZM97 225V224H96ZM226 225V224H225ZM245 225V224H244ZM255 225H259V224H255ZM254 225V226H255ZM135 226V225H134ZM210 226V225H209ZM212 226V225H211ZM210 226V227H211ZM216 226V225H215ZM240 226H243V224L242 225H240ZM3 227V226H2ZM91 227V226H90ZM225 227V226H224ZM234 227V226H233ZM237 227H239V226H237ZM260 225L258 226V227H256L257 229H256V231L255 232H259L260 231V228H262V226L260 227ZM8 228V227H7ZM25 228V227H24ZM23 228V229H24ZM28 228V227H27ZM26 228V230H28ZM183 228V227H182ZM243 228H244V226H243ZM247 228V227H246ZM255 228V227H254ZM98 230V231H96V232H98L100 235H101V227H100V225H97V226H94L93 227V230ZM177 229V228H176ZM236 229V228H235ZM234 229V230H235ZM240 229H241V227H240ZM19 230V229H18ZM92 230V229H91ZM90 230V231H91ZM183 230V229H182ZM233 230V231H234ZM12 231V230H11ZM17 231V230H16ZM254 231H252V232H254ZM21 232H22V230H21ZM129 232V231H128ZM171 232H172V230H171ZM177 232V231H176ZM262 232H264V231H262ZM86 233V232H85ZM89 233V232H88ZM90 233H92V232H90ZM89 233V234H90ZM131 233H133V232H131ZM93 234V233H92ZM255 234V233H254ZM257 234V233H256ZM260 234V233H259ZM264 234V233H263ZM262 234V235H263ZM5 235V234H4ZM88 235V234H87ZM99 235V236H100ZM163 235V234H162ZM211 235V234H210ZM261 235V234H260ZM106 236V235H105ZM130 236H131V234H130ZM137 237V236H136ZM162 237V236H161ZM259 237V236H258ZM84 238V237H83ZM97 238H99V237H97ZM246 238V237H245ZM101 239V238H100ZM139 239V238H138ZM161 239H163V238H161ZM21 240V239H20ZM1 241V240H0ZM13 242V241H12ZM103 242V241H102ZM160 242V241H159ZM255 242V241H254ZM16 243V242H15ZM98 243L99 242H97L96 241V239H95V242L94 243H91V248H90V250H91V253H97L96 252V250H97V248H98ZM160 243H162V242H160ZM264 243V242H263ZM3 244H4V242H3ZM17 244V243H16ZM68 244V243H67ZM100 244V243H99ZM164 244V243H163ZM162 244H160V246H161ZM65 246V245H64ZM158 246V245H157ZM88 247V246H87ZM100 247V246H99ZM102 247V246H101ZM138 247V246H137ZM144 247V246H143ZM142 247V248H143ZM148 247V246H147ZM151 247V246H150ZM155 247V246H154ZM159 247V246H158ZM157 247V248H158ZM29 248V247H28ZM80 248V247H79ZM85 248V247H84ZM140 248V247H139ZM142 248H140L141 249V251H142ZM16 249V248H15ZM31 249V248H30ZM89 249V248H88ZM100 249V248H99ZM144 249V251H145V248H143ZM204 249V248H203ZM7 250V249H6ZM13 250H14V248H13ZM12 250V251H13ZM68 250V249H67ZM11 251V250H10ZM83 250L81 249V252H82ZM143 251V252H144ZM137 252V251H136ZM148 252V251H147ZM146 252V253H147ZM149 253H151V252H149ZM74 254V253H73ZM97 255V254H96ZM99 255V254H98ZM146 257V256H145ZM73 258V257H72ZM79 260H94V257L93 256H91V254L89 253V255L87 254L85 257L84 256H82V255H80V256H78L77 257ZM68 260V259H67ZM74 260V259H73ZM11 261V260H10ZM9 262V261H8ZM17 262V261H16ZM68 262V261H67ZM84 262V261H83ZM151 262V261H150ZM4 263V262H3ZM64 263V262H63ZM81 263V262H80ZM7 264V263H6ZM11 264V263H10ZM13 264V263H12ZM70 264V263H69ZM76 264V263H75ZM89 264H90V262H89Z\"/></svg>","mask_w":264,"mask_h":264}]
</instances>
